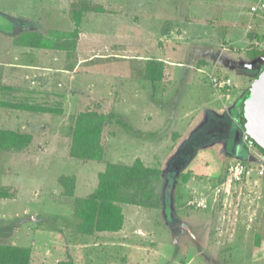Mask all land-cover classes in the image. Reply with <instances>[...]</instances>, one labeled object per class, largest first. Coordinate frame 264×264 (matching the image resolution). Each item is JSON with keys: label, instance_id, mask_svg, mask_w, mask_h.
I'll return each instance as SVG.
<instances>
[{"label": "rangeland", "instance_id": "1", "mask_svg": "<svg viewBox=\"0 0 264 264\" xmlns=\"http://www.w3.org/2000/svg\"><path fill=\"white\" fill-rule=\"evenodd\" d=\"M254 1L0 0V132L31 138L16 148L0 138V192L7 195L0 197V245L29 249L28 264H264V180L229 179L243 146L242 128L229 124L264 65V19L250 15ZM63 32L73 34L76 52L37 47L39 38ZM113 57L116 64L104 67ZM82 59L96 65L89 69L95 85L85 90L88 99L73 93V101L78 69L65 67ZM146 59L182 66L164 75L161 69L159 89L169 94L156 97L161 140L188 143L172 166L167 158L176 157L179 145L160 150L157 167L146 169L124 135H134L122 111L135 110L132 76ZM199 68L222 108L221 125L182 115L188 110L176 116L186 93L182 73L196 77ZM60 70L68 73L59 76ZM108 73L117 101L103 97ZM81 110L119 115L104 132L102 161H133L112 171L122 213L116 232L84 233L74 213V200L86 198L107 167L69 158V130ZM119 134L121 140L112 137ZM60 177L80 191L68 196Z\"/></svg>", "mask_w": 264, "mask_h": 264}, {"label": "crops", "instance_id": "2", "mask_svg": "<svg viewBox=\"0 0 264 264\" xmlns=\"http://www.w3.org/2000/svg\"><path fill=\"white\" fill-rule=\"evenodd\" d=\"M79 35V34H78ZM8 38V35L6 36ZM79 40V38H78ZM77 42V41H76ZM10 46L13 48H16L14 45ZM41 50H45V51H60V52H64L63 50H59V49H49L46 47H38ZM17 49V48H16ZM76 47L71 48L68 51L65 52H70V51H75ZM122 50V49H121ZM122 52V51H120ZM113 58H110L108 60H105L108 62V64L104 65L103 62H98L97 64L100 65H104L108 66V68H111L110 66H112L113 63L115 62H111ZM123 60H126V57L123 58ZM145 62H143L142 67H139L140 70L135 71L133 77H136L138 80V87H137V105L135 106V110L132 114H130V112H123L122 114L125 117H130V120H126L125 123H127L126 127L129 129L131 128L134 132V135H132L133 133H125L124 135L126 136H130L133 140L131 141V143L128 144L133 146V149L136 150V154H137V158H139V162L140 164L144 167V168H153V167H157V162L155 161V157L157 156V154L159 153V151L162 149H171L174 148L176 146H180L179 148H181L180 150H178V153L175 155L176 157H174L172 159L171 158H167V162H169V165H175L174 162L175 160H177L176 158H180L181 155H183V151L186 148V144L187 142H184V140H182L181 138L179 139H175L174 137L166 139L165 141L161 140V136H160V131H158V128H160L158 126V120H159V115L162 113L160 112L159 109V105L156 103L157 102V98L156 97H161L162 95H165L166 93H168V90L165 89L164 87L162 88V90L159 89V82L162 80V78L156 79L154 81L152 80H148L147 79V75L148 74H152V71H148V67L151 66V68L153 67L152 65H156V69H162V73L164 75L165 70H174L175 72H177L176 70L180 67H182L180 64H175L172 63L171 61L167 62V61H159L155 62L152 59H146L143 60ZM104 62V63H107ZM72 64H74L73 67ZM116 64V63H115ZM91 65V67L89 66ZM150 65V66H149ZM96 65H94L93 63H91V60L89 59H82V60H77L74 62H71L69 66H66L65 68H69V70L72 71H76V69H78L77 74L73 75L76 77L75 81H73L74 83V88L73 89H78L77 91H73L72 92V96L70 97L73 101L74 100H78V98L76 97L75 94H79L80 97H86L85 96V90L86 91H91L94 88L93 83H91L90 81L92 80V76H94V74L91 72H89V69L93 67H95ZM71 67V68H70ZM160 67V68H159ZM136 68H138V66H136ZM65 71V70H64ZM62 70H60L59 72V76H61V74L64 72ZM71 71V72H72ZM66 73H68V71H65ZM198 76L193 77L192 76V71L191 70H184V73H182V76L180 78L181 81H184V86H183V92H186L185 95L181 96V98L178 99V105L176 107V116L181 115L180 112L181 110L185 111L188 110V112H183L182 115L187 114L189 117H203L204 119H211L210 121L206 122L204 121V125L208 124L212 121V119H214V123H219L220 125L222 124V117H223V113H222V108H220V106H218V101H217V97H215V92H213L212 87L209 85V79L205 78L204 75H201L203 73H205L204 68L202 69H198ZM194 73V72H193ZM65 74V73H63ZM74 74V73H73ZM196 74V73H195ZM158 74H156L155 76H157ZM197 75V74H196ZM98 76V75H97ZM109 76L108 78H105V81L101 82L102 85L104 86L105 89V96H103L105 99H107L108 101H111L116 95V90H115V77L110 75L109 73L105 75ZM154 77V76H153ZM151 77V78H153ZM99 78V77H98ZM132 78L130 80H132ZM194 79V80H193ZM211 79V78H210ZM229 79V78H228ZM84 80V83H83ZM128 79L125 78V81H127ZM82 81V82H81ZM81 84L78 87V84ZM193 83V85H192ZM221 83V81L219 82ZM218 85V84H217ZM113 86V87H112ZM213 88L216 86V83L212 84ZM182 87V86H181ZM220 89V87H219ZM167 90V91H166ZM215 90V89H214ZM164 91V92H163ZM216 91V90H215ZM83 92V94H82ZM96 92V91H95ZM94 92V93H95ZM182 92V93H183ZM75 93V94H73ZM145 94V96H144ZM92 95H97V94H92ZM87 98V97H86ZM82 99V98H81ZM88 99V98H87ZM115 99V98H114ZM116 101L119 99H115ZM239 106V105H238ZM234 109V114L236 115L237 112V107ZM174 109V108H173ZM82 111V110H81ZM81 111L76 112V114H74V118L77 114L81 113ZM85 111H91V110H85ZM82 111V112H85ZM99 114H103V115H109V114H113V115H117L116 113H113L112 111L110 113H103V112H98L95 111ZM119 117V115H117ZM163 118L160 116V119ZM133 120V121H132ZM133 123H132V122ZM74 122V121H73ZM232 123H234L233 125L236 126L237 124L233 121ZM217 124V125H219ZM110 127L111 123H108L104 129H103V133H102V145H103V135L104 132L107 133L106 131V127ZM73 127V123L72 126ZM69 132L71 133V128ZM110 139H111V135ZM134 136V137H133ZM114 138H117V140H121L122 134H119L117 137L112 136ZM112 141V140H111ZM121 143H119V145H121ZM183 145V146H182ZM127 146V145H126ZM70 148V147H69ZM173 150V149H172ZM240 155H242L239 158H235V160H246L247 159V153L244 150ZM103 157H105V155H103ZM72 159V158H71ZM172 159V160H171ZM75 160V159H73ZM104 160V158L102 159ZM101 160V161H102ZM79 161V160H77ZM99 161V162H95V161H83L87 163H90L88 165H93V164H104V168L107 165H126V166H130L133 161L131 162H121L120 159H118L116 162L117 163H113V162H107V160L105 161ZM136 161V159H135ZM171 161V162H170ZM101 173V172H99ZM97 173V176L98 174ZM76 177V176H75ZM77 182V181H76ZM97 187V185H96ZM96 187L94 189L91 190V192L88 194V196L96 189ZM74 188V187H73ZM80 189L76 186L74 188V190L72 191L74 192H79ZM87 196V197H88ZM78 199H83V198H78Z\"/></svg>", "mask_w": 264, "mask_h": 264}, {"label": "trees", "instance_id": "3", "mask_svg": "<svg viewBox=\"0 0 264 264\" xmlns=\"http://www.w3.org/2000/svg\"><path fill=\"white\" fill-rule=\"evenodd\" d=\"M54 35L56 38H53ZM54 35H52L50 39L39 38L41 40L36 43L39 45L37 47H46L63 51H68L75 47V44L71 45L69 41L73 34L63 32L58 34L55 33ZM74 35L76 37V33ZM152 66V68L151 66L148 67V71H152L154 77L152 74H148L147 79L154 81L160 78L161 69H156V65ZM263 68L264 65L257 75ZM156 74L158 75L155 76ZM26 108L28 110L40 112L51 111L43 107L39 108L38 106H26ZM240 112L241 105L237 107L235 115L236 124L241 127ZM113 118H115V116L112 114L103 115L95 111H85L77 114L74 118L73 127H71L69 158L79 161H101L104 155L102 145L103 129ZM233 124L234 123L231 122L229 127L235 128L236 126ZM0 138L3 140L2 144L4 142L8 144L6 148H16L21 142L25 141L27 144L31 139L29 136L18 135L12 132H0ZM243 151L244 148L242 146L241 153ZM116 166L117 165H107L106 170L98 174L97 187L88 197L74 200V213L75 216L82 221L81 226L83 227L82 230L84 233L90 234L93 231L116 232L121 226L122 213L119 206L121 201L118 196L119 183L112 174V171L116 170ZM67 179L66 177H60L58 183L65 187L70 186L69 189L66 188V190H68L66 194L71 196L73 191L71 188L73 180L71 178ZM65 183L68 184L65 185ZM6 196L5 193L1 194L0 192V197ZM29 253V249L27 248L0 245V264H28ZM61 264L72 263L65 262Z\"/></svg>", "mask_w": 264, "mask_h": 264}, {"label": "water", "instance_id": "4", "mask_svg": "<svg viewBox=\"0 0 264 264\" xmlns=\"http://www.w3.org/2000/svg\"><path fill=\"white\" fill-rule=\"evenodd\" d=\"M240 122L242 130L264 152V68L242 100Z\"/></svg>", "mask_w": 264, "mask_h": 264}, {"label": "built area", "instance_id": "5", "mask_svg": "<svg viewBox=\"0 0 264 264\" xmlns=\"http://www.w3.org/2000/svg\"><path fill=\"white\" fill-rule=\"evenodd\" d=\"M249 13L251 16L264 19V0H255L249 7ZM214 83L216 86L221 85V83ZM241 142L247 153V159L234 161L229 168L230 181L239 184L250 176L264 180V152L258 149L244 131L241 132Z\"/></svg>", "mask_w": 264, "mask_h": 264}]
</instances>
